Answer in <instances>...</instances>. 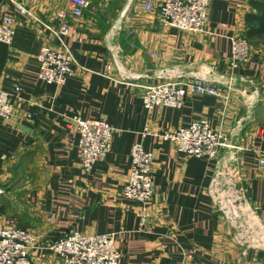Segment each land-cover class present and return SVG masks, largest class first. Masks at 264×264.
Here are the masks:
<instances>
[{
	"label": "crops",
	"instance_id": "obj_1",
	"mask_svg": "<svg viewBox=\"0 0 264 264\" xmlns=\"http://www.w3.org/2000/svg\"><path fill=\"white\" fill-rule=\"evenodd\" d=\"M255 1L263 0H211L206 31L191 34L167 27L158 5L147 10L144 0H0V23L8 15L16 21L13 44L0 43V90H22L13 116L0 118V229L13 221L35 237L42 247L31 252L33 264H64L44 246L71 231L113 235L120 264H264L263 251L236 245L213 206V163L157 136L205 119L230 137L243 149L236 153L241 176L264 223V40H249L255 25L247 21L259 15ZM20 8L54 29L70 27L63 43L79 67L64 86L39 79L41 49L56 45ZM238 37L250 42L251 61L233 71ZM170 70L208 78L222 97L190 95L180 110L147 111L144 87ZM75 117L114 130L111 153L89 174ZM136 143L154 157L149 206L123 195Z\"/></svg>",
	"mask_w": 264,
	"mask_h": 264
},
{
	"label": "built area",
	"instance_id": "obj_2",
	"mask_svg": "<svg viewBox=\"0 0 264 264\" xmlns=\"http://www.w3.org/2000/svg\"><path fill=\"white\" fill-rule=\"evenodd\" d=\"M146 9L158 5L163 23L185 33L202 34L206 31L208 11L211 0H144ZM90 2L84 4L85 8ZM22 13L35 19L50 32V40L56 46L44 45L38 57L40 62L39 79L48 85L64 86L76 74L77 65L74 55L66 46L64 38L69 35L70 27L63 24L58 30L43 23L27 9ZM75 14L81 16L80 9ZM16 21L10 15L0 23V43L11 46L15 38ZM250 42L244 37L233 39L230 68L235 71L246 67L251 61ZM174 71H160L156 85L144 87L143 106L147 111L157 107L180 110L190 95L222 97L215 83L203 77L184 78L173 75ZM254 86L253 81L249 82ZM22 90L16 87L10 94L0 90V118L9 120L14 113L15 103L21 100ZM253 95L259 96L256 88ZM38 113L28 114L33 119ZM79 136L77 145L81 167L87 174L111 153L113 128L104 120L91 121L80 117L72 119ZM158 137L175 145L179 153L188 157L206 159L213 163V174L208 187L216 211L231 227L236 245L247 251L264 252V223L259 212L251 205L248 189L243 183L236 153L242 147L232 143L212 128L205 120L193 122L187 128H179L157 134ZM226 153L230 155L226 156ZM132 166L128 173V182L123 195L145 206L151 205L155 196L153 180L154 157L147 152L142 143L135 144L131 150ZM264 165V161L260 162ZM5 191L0 189V196ZM39 242L28 231L17 228L13 221L0 229V264H33L31 252L41 248ZM46 249L51 251L64 264H120L123 257L113 235L87 236L71 231L51 242Z\"/></svg>",
	"mask_w": 264,
	"mask_h": 264
},
{
	"label": "trees",
	"instance_id": "obj_3",
	"mask_svg": "<svg viewBox=\"0 0 264 264\" xmlns=\"http://www.w3.org/2000/svg\"><path fill=\"white\" fill-rule=\"evenodd\" d=\"M254 8L259 12V15H249L247 21L251 25H255L248 32V38L251 41L264 40V0L253 3Z\"/></svg>",
	"mask_w": 264,
	"mask_h": 264
}]
</instances>
